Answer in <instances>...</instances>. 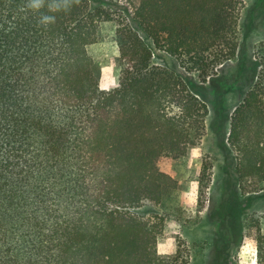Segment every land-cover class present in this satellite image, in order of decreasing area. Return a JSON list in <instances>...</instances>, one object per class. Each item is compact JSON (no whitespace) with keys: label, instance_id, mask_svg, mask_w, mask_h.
Returning <instances> with one entry per match:
<instances>
[{"label":"trees","instance_id":"obj_1","mask_svg":"<svg viewBox=\"0 0 264 264\" xmlns=\"http://www.w3.org/2000/svg\"><path fill=\"white\" fill-rule=\"evenodd\" d=\"M137 25L120 46V85L101 91L89 46L111 10L99 0H0V264H169L162 224L138 211L176 181L208 106L154 50L202 82L233 60L245 0H116ZM230 124L244 194L264 191V40ZM247 228L264 264V218Z\"/></svg>","mask_w":264,"mask_h":264},{"label":"rangeland","instance_id":"obj_2","mask_svg":"<svg viewBox=\"0 0 264 264\" xmlns=\"http://www.w3.org/2000/svg\"><path fill=\"white\" fill-rule=\"evenodd\" d=\"M111 10V20L99 25L98 40L89 46L93 72L101 91L121 82L126 63L120 46L137 25L116 0H99ZM237 26L233 60L217 68L206 82L185 71L179 61L154 50L152 64L181 76L208 106L205 132L197 146L180 158H161L157 167L176 181L160 204L145 202L138 210L162 224L157 240L169 264H257L251 220L264 218V191L244 194L238 181L237 154L228 138L232 115L255 79L253 52L264 40V0H245Z\"/></svg>","mask_w":264,"mask_h":264}]
</instances>
